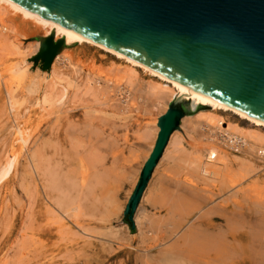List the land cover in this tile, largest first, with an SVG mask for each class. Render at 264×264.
I'll return each mask as SVG.
<instances>
[{
    "label": "rangeland",
    "instance_id": "1",
    "mask_svg": "<svg viewBox=\"0 0 264 264\" xmlns=\"http://www.w3.org/2000/svg\"><path fill=\"white\" fill-rule=\"evenodd\" d=\"M5 23L6 29L0 27V264H264V161L250 159L255 167L248 175L208 179L177 159L175 144L174 154L155 169L130 234L121 209L148 153L144 135L161 114L147 86L166 84L137 69L138 80L118 88L117 70L126 64L89 43L66 50L70 63L59 62L55 79L45 80L32 69L18 76L21 59L11 43L25 37L27 52H33V38L42 31L19 13ZM59 78L76 85L64 98L63 87L55 85ZM47 92L60 101L43 104ZM215 114L264 135V127L232 113ZM196 125L181 131L178 147L186 158L208 143ZM18 129L29 137L23 150H16ZM218 142L230 157H243ZM8 160L13 166L1 179ZM49 172L71 206L59 204L61 192L53 189ZM111 196L119 208L112 214L106 202Z\"/></svg>",
    "mask_w": 264,
    "mask_h": 264
},
{
    "label": "water",
    "instance_id": "2",
    "mask_svg": "<svg viewBox=\"0 0 264 264\" xmlns=\"http://www.w3.org/2000/svg\"><path fill=\"white\" fill-rule=\"evenodd\" d=\"M64 31L42 32L33 67L85 40L150 73L264 126V0H4ZM48 73V72H47ZM173 98L126 200L121 221L134 234V212L170 134L203 109Z\"/></svg>",
    "mask_w": 264,
    "mask_h": 264
},
{
    "label": "bare ground",
    "instance_id": "3",
    "mask_svg": "<svg viewBox=\"0 0 264 264\" xmlns=\"http://www.w3.org/2000/svg\"><path fill=\"white\" fill-rule=\"evenodd\" d=\"M15 13L21 14L24 18L29 20L35 27H37L42 32L44 31L46 33H50L51 31H53L55 40L59 39L60 37L65 38L67 35L64 31L57 29L54 26L49 25L45 22H42L41 20L37 19L36 17L32 16L31 14L17 8L16 6H14V5H12V4L4 1V0H0V27L6 29V27H5L6 26L5 25L6 24L5 23L6 17H8V15L15 14ZM7 31H9V30H7ZM24 38L25 37L22 38V40H21L22 42L11 43V46L15 50L16 55H18L19 58L21 59V61L19 63H17V66H15L16 67L15 68V74H17L18 76H21V77H24L29 71H31L30 69H32L33 63H32V61L28 62L27 60H30L34 55H36L38 47H39V42L33 38L36 41L32 45L30 44L31 45L30 47L33 48V52H31V51H30V53L27 52L28 49L25 48V46L27 44L24 46V42H23V40H26ZM70 42H73L72 44H74V45L75 44L80 45L82 43H88L85 40L76 39L72 36L69 37L68 44ZM89 44H91V43H89ZM91 45H93V44H91ZM9 46H10V44H9ZM68 49H66V50H68ZM99 49H101V48H99ZM66 50L63 51L62 53H59V54L54 56L52 62L50 63L48 71L45 70V72H42L39 69V62H37L36 66H34V68L31 72L34 74L36 73V74L43 76L45 80L49 79V78L55 79V77H57V75H58V73L56 71V67L59 64V62L66 61V62L70 63V58L65 56ZM101 50H103V49H101ZM103 51H105L108 54L113 55L114 57L118 58L119 60H121L123 63L126 64V66L123 69H121L119 71L117 70V72H119L118 79H117L118 88L122 87V83H124V84L126 83V85L134 84V82H136L138 80L137 69L144 71L145 73L149 74L150 77L158 79L161 83L166 84V85H162L160 83H150L147 86V88H148L147 93L149 96H151V98H153V104H154L153 108H156L158 111H160L161 112L160 115H162L165 112V110L167 108V104L173 98H176V97H184L185 99H188L192 106L193 105L204 106L203 109H200V110L194 112V113H199V114H197V116L191 117L194 115V113L192 115L184 116L180 120L179 129L177 131H173L170 134V136L167 140V143H166V145L162 151V154H161L159 160L157 161L155 167L152 170L151 176H150L148 183H147V185H146V187H145V189L141 195L140 201L142 200V198H144V196L147 192L146 189L148 187L149 181L151 180V177L154 174V171L157 168V166L159 165V163L162 162V160L164 158H168V156H172L174 154L173 151H171V150L173 147H175V144H177L176 150L178 149L175 154H179V157L177 159L179 161H182V162L188 161L189 164L193 166V169L198 174H201L204 177H207L208 179L209 178H215V177L236 178L237 176H239V174L243 173V175H244V173H246V172H247L246 174L248 175V172H250L255 167V164L253 162H251L250 159H255L256 161H264V135L262 133H260L259 131H256V130L255 131L243 130L242 128H240L239 126H237L235 124H226L224 119L221 118L220 116H217L215 113H219L220 111L232 113V114L236 115L238 118H240V120L248 121L255 128L264 127L263 125L255 122V121H252V120H250V119H248V118H246V117H244V116H242V115H240V114H238L232 110H229L225 107H222L218 104H215L214 102H212L210 100L204 99V98H202L196 94H189L187 92V90L184 89L183 87H181L175 83H172L170 81H167L165 79H162V78L150 73L149 71L145 70L144 68H142V67H140V66L132 63L131 61H128V60H126L120 56L114 55V54H112L106 50H103ZM36 77H37V75H36ZM58 80H59V82H57L55 80V85H59V87L60 86L63 87V90H61V93H60L62 98H64L67 95L65 92H68V89L72 90V88L75 89V87H76V85L73 83L74 81L71 82V80H69L67 78H66L67 81L65 80V78H63L61 80L59 78ZM35 86H38V85L37 84L34 86L32 85V87L30 89L32 90L33 87H35ZM44 88H46V87H44ZM58 101H60V99L57 98V95H55V94L53 95L50 93L45 94L43 96V99H42L43 104L50 105V106L54 105ZM206 110H210V112L209 113H204V112L200 113L201 111H206ZM190 117L191 118L197 117L198 119H195V120L193 119L194 121L192 120V122H191ZM157 119H158V117H157ZM157 119L155 120L153 126L147 130L148 132L145 133L146 135H144L145 136L144 139L150 141V145L148 147V153L144 157V161L146 160V158L148 157V155L150 153V150L152 149V146H153V143H154V140L156 137V133L158 131V128L156 126ZM193 124L194 125L197 124L196 127L199 125L201 127V129L205 132V134L202 137L203 138L205 137V139H206V141H208V143L206 142L207 144L204 145L203 147H201V146H200V148L198 147V149L194 153H191L190 156L188 154V157L186 158L185 156H187V154L183 150L182 151H181V149L179 150V147H178V146H180L179 143L182 140L181 139L182 138L181 131L190 128L189 126L193 125ZM19 129L17 131L18 139H16V140L18 143L17 144L18 148L16 150H23L26 147V144H27L29 137H28V134L25 130L22 131ZM214 135H216L217 137H215ZM214 138H216L217 140H215ZM215 142H218L219 144H221L223 146L225 145L226 147H229V148H234V149H236V151L238 150L243 155V157H238V156H231L230 157L229 154H227V152L225 150H223L222 148L218 147V145H216ZM173 150H175V149H173ZM34 154H35V152H34ZM15 158H16V156H15ZM39 162H41V161H39ZM42 162H44L43 164H45V161H42ZM12 166H13V161L8 160L7 164L2 169L1 179L6 176V174L8 173V171H10ZM140 168L138 170V173L140 171ZM49 176H50V183H51L53 189L58 190L59 189V186H58L59 183L57 180V176L51 172H49ZM137 176H138V174H137ZM136 179H137V177H136ZM135 182H136V180H135ZM77 185L78 184H76L75 186H77ZM71 186H72L71 190L76 189V187H74V185H71ZM78 189H79V185H78ZM80 189H81V187H80ZM58 191L61 192L60 195L62 196L60 198L61 201H59V204L61 206L64 204H65V206H66V204L69 205L68 203H69L70 199H68V195H66L62 189H59ZM74 191H76V190H74ZM129 195H130V193H129ZM71 201H72V198H71ZM140 201H139V203H140ZM106 202L109 206L108 208L111 209V211L109 209L110 214H112L114 210H117L118 207L116 206L117 204H116L115 196H111L110 198L107 199ZM73 203H74L73 201L70 202V204H72V206H73ZM139 203L136 207V210H135L134 216H133L134 226H138V223H137L138 217L136 216L137 215L136 211L138 209ZM69 206H71V205H69ZM123 208H124V206L121 209V214H122ZM112 209H114V210L112 211ZM106 210H108V209H106ZM118 211H119V208H118ZM227 222L229 223L228 220H227ZM229 228H230V226H229Z\"/></svg>",
    "mask_w": 264,
    "mask_h": 264
}]
</instances>
